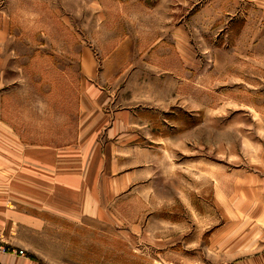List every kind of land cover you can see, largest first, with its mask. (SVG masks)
Listing matches in <instances>:
<instances>
[{
	"label": "rangeland",
	"instance_id": "374dc122",
	"mask_svg": "<svg viewBox=\"0 0 264 264\" xmlns=\"http://www.w3.org/2000/svg\"><path fill=\"white\" fill-rule=\"evenodd\" d=\"M252 240L264 0H0L10 264H230Z\"/></svg>",
	"mask_w": 264,
	"mask_h": 264
},
{
	"label": "crops",
	"instance_id": "0c3cea01",
	"mask_svg": "<svg viewBox=\"0 0 264 264\" xmlns=\"http://www.w3.org/2000/svg\"><path fill=\"white\" fill-rule=\"evenodd\" d=\"M35 147L39 148V152L44 156L47 155L48 152L51 154L59 149L58 147H47L45 145ZM253 244L254 246L256 245V248L254 246L251 247ZM248 249H251V252H247L246 250ZM240 250H242V253L230 261V264H264V244L260 241L253 243L252 240L248 247H237L235 252H240ZM10 260H13V258L0 254V264H10Z\"/></svg>",
	"mask_w": 264,
	"mask_h": 264
}]
</instances>
